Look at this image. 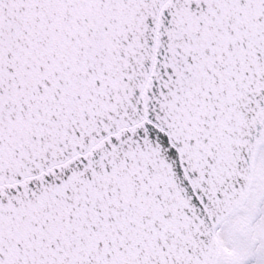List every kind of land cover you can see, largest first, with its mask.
I'll return each instance as SVG.
<instances>
[{
	"label": "snow or ice",
	"instance_id": "obj_1",
	"mask_svg": "<svg viewBox=\"0 0 264 264\" xmlns=\"http://www.w3.org/2000/svg\"><path fill=\"white\" fill-rule=\"evenodd\" d=\"M0 264H264V0H0Z\"/></svg>",
	"mask_w": 264,
	"mask_h": 264
}]
</instances>
